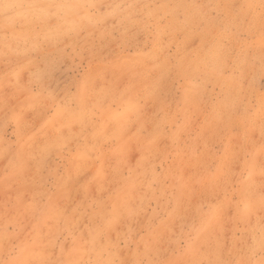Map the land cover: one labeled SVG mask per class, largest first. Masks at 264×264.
<instances>
[{"label": "rangeland", "instance_id": "rangeland-1", "mask_svg": "<svg viewBox=\"0 0 264 264\" xmlns=\"http://www.w3.org/2000/svg\"><path fill=\"white\" fill-rule=\"evenodd\" d=\"M102 1L100 0V2L98 1L96 4L97 6H100V3L102 2L103 5L101 3V6H104L103 8L101 6H98L99 8L92 6L89 3L85 5V9H88L90 13L89 15L93 18H101L102 22L89 25L87 29H83L75 35L69 33L70 37H72V41H85L88 39L87 43L86 41L84 43L87 47L81 43L79 44V47L81 46V50L73 51L71 47L67 45V37L65 39L60 37L57 39L60 40L57 43L56 40L55 42L46 43L43 42L42 39L37 40L36 43L32 41L23 42L22 40L16 39L14 36L12 37V30H15V32H17L16 34H19L18 31L21 26V22L24 19H27L30 12H20L17 14L16 6H13L11 11L13 17L7 18L2 11L4 3L0 0V23L6 21L10 28L3 29L0 24V264H71L73 262H75L73 264H104V261L108 256L110 264H117L120 258L122 259V264H135L138 255V264H165V260H168L171 255L181 253L192 240L193 233L189 229L188 223L193 218V216L189 214L193 204L190 205L191 207L189 204L199 199L197 197L199 194H197V191H194L196 187H191L193 192H195V196L192 195L193 197H191L190 200H186L185 198V201H183L182 199V203L188 205L189 207L179 213L178 221L176 220L169 223L167 216L170 214L169 210H171L172 206L171 196L173 197L175 195L176 184H173L169 181V179L164 178L166 175L165 172L168 170L169 166V170H171V174L174 176H172L174 181L177 180L180 174L181 176L183 174L180 169H174V167H176L174 166L176 165V157L174 155L175 150L174 148H171L169 152L168 148H170V146L172 147V143H170L168 137L165 138L166 134H163V136H160L156 140V144L149 147L151 150H148L149 152L146 153V155L150 160L148 161L147 159L144 162L142 161V164L145 165V167L150 165V167L146 168L147 170H154L151 171L158 174V177L161 178L158 179L159 181L152 180L150 172L147 173L148 171L146 169H144V175L142 177L140 176L142 175V172L138 173L135 166L132 165H136V161L134 163V160L140 162V158L145 157V152H143L146 150L144 148V142L147 141L150 125L149 127L146 126V129L143 124H151L152 122L150 121H156L154 118L161 119L164 114L163 112H166L164 115L171 118L172 120L170 121L172 123H166L163 125L164 133H170L171 129L183 124V127L179 131V134H181V131L183 130V134L180 135L182 137L181 142H184L183 146L181 143H177L179 146L181 145L180 148H182L180 149V152L184 155L183 158L185 159V162L181 165V168L185 171L184 173L191 176L194 170L197 171L194 172L197 175L198 172L201 173L202 170L211 172L216 166V159L222 155V151L226 146L225 144L227 143L229 136H233L230 137V140L232 141H230L229 144L230 150H238L241 144L238 143V136L240 135L238 132L239 130H236L238 127L237 125L235 126L236 123L234 122V120L237 119L236 117L231 119L233 123H230V128L225 127V130L227 131H224L223 126V129L221 126L216 128L217 130L215 133H220H217V135L213 133L215 127H213L212 124L209 125L208 121H210L211 114L209 112L210 109L208 108L211 106L210 102L212 104L215 103L217 98L219 99L222 97V93H220L218 83H215L212 79L206 80L204 78V74L197 70L198 63L204 59H202V57H204L207 52L209 53L211 47L216 43L217 46H222L220 49L221 51L224 50L223 53L226 52L224 54L222 53L225 57L223 60V68L221 69L223 72L222 74H224L225 77L228 75L236 76L239 74V70L247 69L245 73L243 72L242 76L244 77L241 76L240 80L243 79L241 83L244 84L245 88L250 90V92L246 90L247 95L249 94V96H247L248 99L246 97L244 98V102L246 100L248 101L246 102V105L249 103L247 106H249L250 110L253 101L255 102V99L253 98H256V95L264 94V0H170V2L174 1L173 3L175 4L176 2H181L180 9L183 5V13L188 11L187 13H184L186 15L188 14L187 16L182 13V10L179 9L177 11L178 13L180 11L181 12L179 13L180 15L177 13V18L180 21L178 24L179 30L177 29V32L175 33V39L177 37L176 42H178L176 47L183 46V56L185 62L190 60L185 63V67L188 65V67H186V69L188 68L186 77H189L184 78V76L180 77V79L173 78L171 76L164 79L157 74L156 76H153L154 74L152 72H147L149 71V66H147L146 71L143 69L140 71L137 59L140 55V51L141 53H146L149 50L151 36L147 33V29L146 31H142L140 29L138 30L136 26L129 25L128 27L127 24L122 23L121 25L117 21L119 18H127L129 14L128 8L132 3H134L135 6L138 3V7H136L137 10L135 9L136 11L133 14L134 18L140 22L144 21L145 18L143 17L144 15L142 16L143 13H141L142 11L140 10V7H145L146 5L149 8L152 6L151 9H153L158 6L157 2L159 3V0H148L151 1L150 5H148L149 3L147 0H145L147 3L143 0H115L116 2L114 0ZM110 1H113V3H110ZM123 1H125V3ZM109 4L113 5L109 6ZM112 6L117 8L116 12H112V10L107 9H110ZM199 9L201 10L200 12ZM137 11L138 13L140 12V14H138ZM9 15L10 9H8V16ZM170 18L171 17H166L167 21H169ZM107 21L109 22V25H107ZM18 22L20 23L18 24ZM125 25H127L126 30L122 28ZM38 28L39 27L35 28L36 31H39ZM102 29H104L106 35L100 43L99 41H96V37H98V32ZM119 29L121 30L118 31ZM141 31L142 33H140ZM125 33H127V35H125ZM143 34L145 37L142 36ZM185 34L189 35L188 39ZM126 37H129L128 41L130 44L126 42ZM135 37L137 41H135ZM165 38L168 41L169 38L165 36L164 41ZM5 39L7 41L13 40V42H8L7 44ZM132 39L133 43L131 41ZM146 39L149 41L147 42ZM181 40L184 45H182ZM222 40L223 42H221ZM227 40H229V42ZM2 41H5V45L2 44ZM140 41H143L142 44L144 45H141ZM179 42H181V44ZM10 44L13 46L11 45L10 47ZM228 44L230 47H228ZM170 45L165 47L167 52L166 57L168 58L170 65H173L175 62V45ZM83 46L84 48H82ZM144 46L146 47L145 50ZM91 50H93L92 52H95V54L90 55L89 52ZM184 53L190 56L187 55V57ZM257 54H259V56ZM93 55L94 57H92ZM261 55L263 56L262 58L260 57ZM123 57L126 58L123 59ZM259 57L261 59H259ZM195 58L196 60H194ZM248 58L249 60L247 61ZM126 59H134L135 63H133L134 61L131 62V60L128 62ZM88 61L90 63H88ZM205 61L206 60H204V62ZM117 62L120 64L114 66ZM194 63L197 65L195 66ZM239 63L241 65H239ZM133 64L134 67H132ZM246 64H248V66ZM102 65H104V69L100 70ZM254 65L255 67H253ZM110 66L111 68H109ZM113 66L117 68L115 69ZM136 66L137 68H135ZM249 66H251V68ZM245 67L247 68L245 69ZM112 68L113 70L118 71L115 73ZM191 68L192 70H189ZM27 71L28 73H26ZM261 73H263V75ZM140 75H142L143 78ZM151 76L153 78H151ZM193 76H195L198 81L195 77L192 78ZM156 77L164 81L160 82L158 86L157 84L152 86L150 91V85L148 86V83L150 82L149 79H154L156 82ZM25 78L28 80H25ZM205 80L206 82L202 84ZM179 81L181 82L178 83ZM132 85L135 87L131 90H127V88ZM184 85L186 88L188 86L191 89H196V92H193L189 100L185 102L184 112L186 116L185 114L180 115L178 113H174L177 112L175 107H181L179 102L182 101V98H184L182 96V93L186 90ZM144 88L146 89L144 90ZM208 90L209 92H207ZM129 95L131 111L122 115V107L124 106L123 103L126 102ZM131 96L134 100L131 99ZM204 97L206 101L205 99L201 100ZM173 103L175 104L173 105ZM177 104L179 106H175ZM254 104L255 103H253V105ZM203 106L206 107L204 108ZM186 108L190 110H186ZM141 109L144 111H141ZM162 109H164V111ZM238 109L239 107L236 111H234L235 116L242 111L241 107L239 111ZM149 115L151 120H148L149 117L147 116ZM110 116H124L121 121L122 124L119 126V128L121 127L123 129L124 135H121L120 133L115 134V130L111 127V124L108 121ZM139 119L144 120L145 123L142 122L139 126ZM186 123L189 125L188 128ZM192 126L193 128L191 130ZM184 127H186L189 131L184 129ZM200 127L201 130H199ZM230 130L232 132H230ZM209 132H211L210 135ZM258 132V129L248 132L247 138L250 140L247 139V142H243L242 149L238 154L239 159L237 158L238 156H236L234 159L228 160V166L231 168L232 180L229 177L227 178L225 190L230 186L228 192L226 193L232 196V200L234 198L233 201L236 200L235 195H233L237 188L235 178L242 172V164L240 163H243L244 161L248 162L252 151L254 150L253 148L261 146V143H259L261 138L260 135H257ZM99 133H103V135H99ZM135 133L142 138V146L136 147V143L132 141L135 144L130 143L122 148L121 151L126 152V155H120L118 159L123 158L124 161L118 160L114 154H109L111 151L113 152L114 149L119 148L122 143L131 138ZM221 133H223V136ZM221 136L226 138L224 139ZM235 136L236 140H234ZM240 137L242 138V136ZM167 139L169 143H167V141L166 143H163V140ZM204 139L207 142L203 145L205 141ZM195 140H197V143L194 145L192 156L196 158H188L186 157L188 156L186 148ZM67 141L69 143H67ZM210 141H214L217 144ZM159 144L161 146H159ZM165 144H169L170 146ZM197 144H199L200 147ZM251 144L256 146H251ZM243 147L245 148L243 149ZM248 147L250 148L248 149ZM140 151H142L144 155ZM150 151L154 154H150ZM200 151L203 153L201 152L202 154H200ZM209 151L212 153L210 154L211 159L208 157ZM138 152L139 154L142 153L140 154L141 156L138 155ZM103 154H106L107 156L103 158ZM149 154L151 156H149ZM241 157L242 159H240ZM109 158H113V160ZM197 158L200 159L198 160ZM115 159H117V161H115ZM127 159L128 161H125ZM155 159L157 161L156 163ZM194 160L196 161L194 162ZM197 160L199 161V167L196 166L198 165ZM204 160L206 161L205 163ZM146 161H148L147 165L145 164ZM139 162H137V164ZM186 162L187 164L185 165ZM232 163L235 165L234 167ZM254 164L262 167L264 166V160H261V158L256 159ZM165 165L167 166L164 169ZM200 166L202 169H200ZM197 168L199 170H197ZM161 169H164L165 171L163 172ZM145 170L147 171V175L145 174ZM190 170L191 172L189 173ZM136 173L138 174L137 177H140H136L134 180V182L136 181V184L134 183L133 186L135 188L134 192L136 191L135 193H138L137 195L140 196H137V198L142 199H137L135 196L136 194L134 197L138 202H141L139 203L140 207L138 206L137 210L132 213H126L125 216L118 222V225L114 227L113 231L107 233L106 230H102L99 233V235H101L97 238V241L100 239L101 242H104L105 239V247H107V251L101 250L96 244L89 243L87 236L84 234L85 229L89 226V224L92 226V222L94 225L96 223L98 225L101 224V220L97 216V204L102 203L109 205V202L106 201L109 193L113 192L114 189V185L112 182L110 183L112 178L114 179L116 186L120 187L121 182L124 183L129 181ZM149 176L151 177L148 178ZM143 178L146 179L144 180ZM144 181L149 184L148 187L143 184ZM232 181L233 184H231ZM137 182L143 184L142 190L140 189L142 184H138ZM227 182L230 185H227L226 188ZM156 185H158L157 188ZM160 187H162V189ZM149 189L152 192L157 190L155 192L156 195H158L160 190L164 192L163 197L159 198L160 200L157 198L160 201L159 203L156 198L147 195L150 193ZM214 191L219 192L220 189H214L211 192L212 197L210 196L211 193H209L208 199L211 200V203L217 202V200L220 201L224 195V192L222 191L219 193V197L217 194L218 192L216 193ZM216 194L217 197H213L216 196ZM195 197L197 198L195 199ZM215 198L217 199L214 200ZM84 204L86 206V210H83ZM203 208L206 209L204 205ZM230 209L232 210V205L229 207V210ZM86 211L87 213H91V217L85 215ZM232 212L233 210L231 213ZM256 217L257 213L251 214L249 219L245 222L246 227L250 225V223L252 224L255 220L257 221ZM162 221L165 222V226L160 231V237L153 243L155 244L158 242L156 244L157 247L163 250L164 253L160 252L155 246L150 252V262H148V258L146 256H141V250L137 246L138 241L135 242V240H143L147 233V227L150 226L155 229ZM224 223V229H222L223 231L221 233L225 234H220L219 237L218 235H214L216 238L210 237L207 242L208 245H212L213 238L220 240L226 238V233L228 234L226 228L229 230L228 227H230V224L227 222ZM72 224L75 225L72 226L73 228L71 227ZM70 227L72 229H70ZM229 232V237L234 235L235 240H241V233L243 232L241 224H237V228ZM111 233H117L119 236L114 239L111 236ZM221 235L225 236L222 237ZM108 240H110L109 245H107ZM248 241H250V239H248ZM226 244L224 245L225 248H223L225 253L227 252L226 249H228V243ZM200 246H202L201 248H205V245ZM69 249L72 250L70 251L72 253L69 252ZM201 250L204 251L203 249ZM59 254L60 256L58 258ZM71 256L76 259H69ZM55 257L57 258V261ZM181 264H186V261L181 262Z\"/></svg>", "mask_w": 264, "mask_h": 264}, {"label": "bare ground", "instance_id": "bare-ground-1", "mask_svg": "<svg viewBox=\"0 0 264 264\" xmlns=\"http://www.w3.org/2000/svg\"><path fill=\"white\" fill-rule=\"evenodd\" d=\"M3 3H4V7H3V14L7 16V18H12L13 15L11 13L12 9H13V6H16L17 8V14H19L20 12H30L29 13V16L27 17V19H24L22 22H21V26L19 28V34H16L17 32H15V30H12V37L14 36L16 39H19V40H22L23 42H29V41H32L34 43L37 42V40H41L43 42H46V43H51V42H55L56 40V43L60 40H57L59 39L60 37H62V39H65L67 37L66 40H68V43L67 45L69 47H71V49L73 51H76V50H81L80 47H79V44H83L85 45V41L87 43V40L86 39L85 41H75L73 40L72 41V37H70V34L69 33H72L73 35H75L76 33L80 32L81 30L83 29H87V27L89 25H92V24H96L97 22L101 23L102 22V19L101 18H93L91 17V15H89V11L88 9H85V5L86 4H90L92 6H97V2L100 0H1ZM102 1V0H101ZM107 1V0H106ZM115 1V0H114ZM126 1V0H125ZM125 1H123L125 3ZM131 1V0H129ZM134 1H138V0H134ZM144 2L147 3V1L143 0ZM154 1V0H153ZM1 2V3H2ZM103 2V1H102ZM101 2V3H102ZM116 2V1H115ZM114 2V3H115ZM143 2V3H144ZM156 2V1H155ZM172 2V1H171ZM170 0H159V3L157 2L158 6L151 9L152 6L149 8L145 5V7L141 6L140 7V11L142 14V16L145 18L144 21H137L135 18H134V12L137 10L136 6L134 5V3H132L130 5V7L128 8V16L126 19H122V18H119V20H117L121 25L122 23L124 24H127L128 27L129 25L131 26H136L137 29L139 30H142V31H146L147 29V33L151 36V39H150V48L149 50L146 52V53H141L140 51V55L138 56V59L137 61L139 62V70L141 71L142 69L143 70H147V66H149V71L147 72H152L153 76H156L159 75L161 77H163L164 79L165 78H168V76H171L173 78H179L180 77H184V78H188L189 76L186 77V72H187V69L186 67H188V65L185 67V63L189 62L188 60L185 62V59H184V56H183V46H177L176 47V44H178V42H176V39H175V33L177 32V29L179 30V21L178 18H177V15L181 12H177L180 7H181V2L180 3H171ZM101 3H100V6H101ZM110 3H113V1ZM121 3V2H120ZM142 3V2H141ZM140 3V5H141ZM145 3V4H146ZM148 5H150L151 1H148ZM153 3V2H152ZM183 3V2H182ZM96 4V5H95ZM105 4V3H104ZM118 4V3H117ZM1 5V4H0ZM6 5H9L10 7H6ZM103 5V3H102ZM113 5V4H111ZM109 4V6H111ZM139 5V6H140ZM152 5V4H151ZM99 6V7H100ZM108 6V7H109ZM135 6V7H134ZM98 7V8H99ZM102 8L104 6H101ZM113 7V8H112ZM109 8H107L108 10H112V12H116L117 8L115 6H112ZM183 5H182V8L180 10L183 9ZM112 8V9H111ZM8 9H10V15L8 16ZM107 9H104V10H107ZM123 9V8H122ZM136 9V10H135ZM188 9V8H187ZM121 10V9H119ZM124 11V10H123ZM137 11V13H138ZM201 10L199 9V12ZM105 12H108V11H105ZM111 12V13H112ZM122 12V11H121ZM140 12L138 14H140ZM186 12V11H185ZM184 12V13H185ZM188 12V11H187ZM186 12V13H187ZM193 12V11H192ZM197 12V11H196ZM178 13V14H177ZM182 13H183V10H182ZM183 13V14H184ZM203 13V12H202ZM127 14V13H126ZM136 14V13H135ZM191 14V13H189ZM196 14V13H195ZM200 14V13H199ZM124 15V14H123ZM122 15V16H123ZM180 15V14H179ZM185 16H187L186 14H184ZM193 15V14H192ZM140 16V15H139ZM199 16V15H198ZM121 17V16H120ZM141 17V16H140ZM166 17H171L169 21H167ZM183 17V16H182ZM115 18V17H114ZM125 18V17H124ZM137 18V16H136ZM204 18V17H203ZM202 18V19H203ZM116 19V18H115ZM118 19V18H117ZM228 19V18H227ZM226 19V20H227ZM110 20V19H109ZM113 20V18H112ZM141 20V19H140ZM143 20V19H142ZM146 20V21H145ZM209 20V19H208ZM220 20V19H219ZM225 20V19H224ZM184 21V20H183ZM18 22V24L20 23ZM108 22V21H107ZM117 22V23H118ZM217 22V21H215ZM104 23V22H103ZM102 23V24H103ZM116 23V22H114ZM183 23V22H182ZM185 23V21H184ZM211 23V22H210ZM1 27L3 29H10L9 28V24L6 22V21H3L2 23H0ZM16 24V23H15ZM100 24V25H102ZM107 24V23H106ZM119 24V25H120ZM189 24V23H188ZM196 24V23H195ZM199 24V23H198ZM215 24V23H214ZM213 24V25H214ZM17 25V24H16ZM105 25V23H104ZM109 25V22L108 24ZM110 25H111V22H110ZM125 25L124 27H122L123 29L126 30V26ZM148 25V26H147ZM98 26V25H97ZM103 26V25H102ZM195 26V25H194ZM220 26V25H219ZM36 27H39V31H36ZM107 27V26H106ZM105 27V28H106ZM115 27V26H114ZM127 27V28H128ZM188 27V26H187ZM186 27V28H187ZM198 27V26H196ZM203 27V26H201ZM109 28V27H108ZM107 28V29H108ZM116 28V27H115ZM120 28V27H119ZM220 28V27H219ZM113 29V28H112ZM191 29V28H190ZM89 30V29H88ZM111 30V29H110ZM121 29H119L118 31H120ZM187 30V29H186ZM185 30V31H186ZM201 30V29H200ZM227 30V29H226ZM142 31L140 33H142ZM199 31V30H197ZM214 31V29H213ZM220 31V29H219ZM85 32V31H84ZM92 32V31H91ZM94 32V31H93ZM183 32V31H182ZM215 32V31H214ZM2 33V32H1ZM96 33V32H95ZM139 33V34H140ZM145 33V32H144ZM189 33V32H188ZM213 33V32H212ZM221 33V32H220ZM228 33V32H227ZM11 34V33H10ZM94 34V33H93ZM178 34V33H177ZM190 34V33H189ZM218 34V33H217ZM216 34V35H217ZM18 35V36H17ZM105 31L104 29H102L101 31L98 32V37L96 41H102V39L104 38L105 36ZM125 35H127V33H125ZM187 35V34H185ZM184 35V36H185ZM207 35V34H206ZM229 35V34H228ZM144 36V34L142 35ZM167 36L168 41L167 39L165 38V41H164V37ZM188 36L187 35V39H188ZM64 37V38H63ZM86 37V36H85ZM89 37V36H87ZM125 37V36H124ZM145 37V36H144ZM208 37V36H207ZM218 37V36H217ZM3 38V37H2ZM107 38V37H106ZM147 38V36H146ZM183 38V37H182ZM186 38V37H185ZM228 38V37H227ZM15 39V41H16ZM61 39V40H62ZM84 39V38H83ZM136 39V37H135ZM6 40V39H5ZM129 40V37H126V42H128L130 44V42L128 41ZM145 40V39H144ZM143 40V41H144ZM147 40V39H146ZM179 40V39H178ZM7 41V40H6ZM104 41V40H103ZM110 41V40H109ZM132 43H133V39L131 40ZM137 41V39L135 40ZM134 41V42H135ZM142 41V42H143ZM149 40H147L148 42ZM189 41V40H188ZM204 41V40H203ZM216 41V40H215ZM225 41V40H224ZM229 42V40H227ZM13 42V40H9L7 41L6 43L8 44ZM105 42V41H104ZM141 42V41H140ZM141 42V45H144L142 44ZM182 42V40H181ZM181 42H179L181 44ZM223 42V40L221 41ZM20 43V42H19ZM22 43V42H21ZM91 43V42H90ZM88 43V44H90ZM101 43V42H100ZM131 43V44H132ZM137 43V42H136ZM135 43V44H136ZM139 43V42H138ZM204 43V42H203ZM202 43V44H203ZM2 44L5 45V41H2ZM14 44V43H13ZM28 44V43H27ZM55 44V43H54ZM105 44V43H104ZM170 44H174L175 45V62L173 65H170V62L168 60V58L166 57V50H165V47H167V45H170ZM179 44V45H180ZM205 44V43H204ZM208 44V43H207ZM214 44V43H213ZM12 44H10V47H11ZM43 45V44H42ZM50 45V44H49ZM97 45V44H96ZM101 45V44H100ZM120 45V44H119ZM134 45V44H133ZM132 45V46H133ZM137 45V44H136ZM140 45V46H141ZM149 45V44H148ZM182 45L183 42H182ZM221 45V44H220ZM223 45V44H222ZM13 46V45H12ZM51 46V45H50ZM86 46V45H85ZM103 46V45H102ZM139 46V47H140ZM146 46V45H145ZM144 46V47H145ZM171 46V45H170ZM169 46V47H170ZM7 47V46H5ZM79 47V48H78ZM87 47V46H86ZM95 47V46H94ZM99 47V46H98ZM97 47V48H98ZM101 47V46H100ZM142 47V46H141ZM222 47V46H221ZM221 47H219V45L217 46L216 43L214 44V46L211 47V49L209 50V53L207 52V54H205L204 57H202L203 61H198V66H197V70L201 71V73L204 74V78L207 80V79H212L215 83H218V88H220V93H222V97H220L218 100L216 99V102L215 103H211V106L209 110L211 116H210V121L209 122V125L212 124L213 127H215V130H214V134L217 135L216 132V128H219L221 126H223L224 128V131H227L225 130V127L226 128H230V123L232 122V118L236 117L237 119L234 120V123L235 126L237 125L238 128H236V130L238 129L239 131V135L242 136V139L240 136L239 137V144L240 147L238 148V150H230L229 148V144H230V137H233V136H229L228 140H227V143L225 144L226 146L224 147L223 151H222V155L220 157H218L216 159V166L214 167V169L209 172L207 170H202V172H198V175L196 173H194L196 170L193 171V173L191 174V176H188L186 175L184 172V170L181 168V165L182 163L185 162V159L183 158L184 155L180 152V146L177 142L181 143L182 146H183V143L184 142H181L182 141V137L180 136L181 134H183V130L181 131V134H179V131L180 129L183 127V124L179 125V126H176L174 129H168L170 130V133L169 132H165L163 131V125H165L166 123L169 124V123H172L170 120H172L171 118H169L167 115H164L166 114V112H163V116L161 119H156L154 118V120L156 121H150L152 122L151 124H143L145 125V128L147 129L146 126L149 127L150 125V129H149V133H148V136H147V141L144 142V148L147 150H144L143 152H145V155L143 153V155L145 156L144 158L141 157L140 158V162L137 161V160H134V163L136 161V165H132V161L130 162L132 166H135L136 170L138 173H141L142 172V175H140L141 177L144 175V169L150 167L147 166L145 167V165L142 164V161L144 162L145 160H147L149 157H147L146 153H148L149 151L148 150H151L149 149V147H151L153 144H156L157 143V139L160 137V136H163V134H166V137H168L170 143H172V147L169 145V144H165V145H169L170 148L169 149V152H170V149L171 148H174L175 150V157H176V167H174V169H180L182 171V176L180 174V176L177 178L176 181L173 180V175L171 174V170H169V166H168V170L165 172V177L164 178H167L169 179V181L171 183H175V189H176V192L174 193L175 195L172 197L171 196V202H172V206H171V210H169L170 214L167 216V220L169 221V223L171 222H174V221H178L179 218H178V215L181 211H184V209H187V207H189L190 205H192V209L190 211V215L193 216V218L189 221L188 225H189V229L192 231L193 233V237H192V240L191 242L185 247V249L181 252V253H178L176 255H171L168 260H165L164 263L165 264H181V262H185L186 261V264H264V166L260 167L258 166L257 164L255 165L254 162L256 159H260L261 160H264V94L262 92L263 95H256V98H253L255 99V102L253 101V103H255L253 105H251V110L249 109V103H247L246 105V102H248L247 100L244 102V98L246 97L248 99L247 96H249V94L247 95V92H250V90H248L247 88H245L244 84L241 83V81L243 80H240L241 79V76L243 74V72L245 73V71L247 70L245 67L246 70H237L239 72L238 75L236 76H224V74H222L223 72L221 71V69L223 68V60H224V57L225 55H223V51H221ZM228 47L229 44H228ZM227 47V48H228ZM84 48V46L82 47ZM90 48V47H89ZM96 48V47H95ZM94 48V49H95ZM133 48V47H132ZM137 48V47H135ZM143 48V47H142ZM189 48V47H188ZM200 48V47H199ZM93 49V50H94ZM141 49V48H140ZM146 49V47L144 48V50ZM196 49V48H194ZM4 50V49H3ZM57 50V49H56ZM89 50V49H88ZM93 50H91L89 52V54H95V52H92ZM142 50V49H141ZM227 50V49H226ZM230 50V49H229ZM263 50V49H262ZM203 51H204V48H203ZM202 51V52H203ZM4 52V51H3ZM44 52V51H43ZM59 52V51H58ZM107 52V51H106ZM115 52V50H114ZM118 52V51H117ZM194 52V51H193ZM200 52V53H202ZM263 52V51H262ZM6 53V52H5ZM82 53V52H80ZM195 53V52H194ZM205 53V52H204ZM223 53V54H222ZM49 54V53H47ZM46 54V55H47ZM110 54V53H109ZM112 54V53H111ZM185 54V53H184ZM238 54H241V53H238ZM237 54V55H238ZM260 54V53H259ZM259 54H257L259 56ZM106 55V54H105ZM114 55V54H113ZM186 55V54H185ZM188 55V54H187ZM186 55V56H187ZM200 55V54H199ZM229 55V54H228ZM190 56V55H188ZM187 56V57H188ZM239 56V55H238ZM264 56V54H263ZM262 55L260 56L261 58L263 57ZM94 57V55L92 56ZM229 57V56H228ZM259 57V59H261ZM86 58H89V57H86ZM98 58V57H97ZM109 58V57H108ZM126 57H123V59H125ZM193 58V57H192ZM191 58V59H192ZM200 58V57H199ZM239 58V57H238ZM247 58V57H246ZM257 58V57H256ZM91 59V58H89ZM103 59V58H102ZM111 59V58H110ZM122 59V60H123ZM245 59V58H244ZM253 59V57H252ZM255 59V57H254ZM96 60V59H95ZM121 60V61H122ZM131 59H126V61L130 62ZM196 60V58L194 59ZM204 60H206L204 62ZM228 60V59H227ZM249 60V58L247 59V61ZM257 61V59H255ZM254 60V61H255ZM264 60V59H263ZM120 61V62H121ZM134 59L131 60V62H133ZM238 61V60H237ZM235 61V62H237ZM259 61V60H258ZM261 61V60H260ZM95 62V61H94ZM225 62H226V59H225ZM242 62V61H241ZM253 62V61H252ZM263 62V61H261ZM50 63V62H49ZM88 63H90L88 61ZM92 63H93V60H92ZM91 63V65H92ZM135 63V61L133 62ZM197 63V62H196ZM196 63L195 66L197 65ZM247 63V62H246ZM257 63V62H256ZM264 63V62H263ZM1 64V62H0ZM95 64V63H94ZM120 64L119 62H117V64L115 63L114 66ZM189 64V63H188ZM249 64V63H248ZM248 64H246L248 66ZM251 64V63H250ZM16 65V63H15ZM96 65V64H95ZM238 65V64H237ZM239 65H241L239 63ZM258 65V64H257ZM260 65V63H259ZM113 66V67H114ZM123 66V65H122ZM138 66V64H137ZM137 66L135 68H137ZM192 66V65H191ZM194 66V65H193ZM264 66V65H263ZM89 67V66H88ZM126 67V66H124ZM128 67V66H127ZM134 67V64L133 66ZM152 67V68H151ZM238 67V66H236ZM251 68V66H249ZM255 67V65L253 66ZM260 67V66H258ZM2 68V67H1ZM37 68V67H36ZM111 68V66L109 67ZM115 68V67H114ZM117 68V67H116ZM115 68V69H116ZM122 68V67H121ZM190 68V66H189ZM193 68V67H192ZM189 69V70H192ZM263 68V67H262ZM3 69V68H2ZM35 69V68H34ZM89 69V68H88ZM104 69V65L101 66L100 70ZM261 69V68H259ZM31 70V69H29ZM51 70V68H50ZM113 70V68H112ZM188 70V71H189ZM115 71H118V70H113V72ZM251 71V70H250ZM193 72V71H191ZM264 72V71H263ZM28 73V71L26 72ZM30 73V71H29ZM149 73V75H150ZM198 73V72H196ZM24 74V73H23ZM192 74V73H191ZM236 74V73H235ZM263 75V73H261ZM9 75V74H8ZM125 75V74H124ZM148 75V74H147ZM201 75V74H200ZM199 75V76H200ZM260 75V74H259ZM25 76V75H24ZM142 77V75H140ZM34 77V76H33ZM195 76H193L192 78H194ZM202 77V76H201ZM200 77V79H201ZM244 77V76H242ZM31 78V77H30ZM143 78V77H142ZM150 78V77H149ZM147 78V79H149ZM151 78H153L151 76ZM183 78V79H184ZM20 79V78H19ZM125 79V78H123ZM170 79V78H169ZM168 79V80H169ZM172 79V78H171ZM182 79V78H181ZM196 79V77H195ZM199 79V80H200ZM25 80H28L25 78ZM126 80V79H125ZM150 82L148 83V86L150 85L149 87V90L152 86L156 85L158 86V84H160V82L164 81L162 79H159L156 77V82L154 79H149ZM193 80V79H192ZM197 80V79H196ZM203 81L202 84H204ZM138 81V80H137ZM177 81V80H176ZM182 81V80H181ZM181 81H179L178 83H180ZM198 81V80H197ZM11 82H12V79H11ZM27 82V81H26ZM140 82V81H139ZM183 82V81H182ZM200 83V82H199ZM212 83V82H210ZM214 83V85H215ZM24 84V83H23ZM26 84V83H25ZM98 84V83H97ZM164 84V83H162ZM207 84V83H206ZM205 84V85H206ZM106 85V83H105ZM180 85V84H179ZM182 85V84H181ZM208 85V84H207ZM213 85V84H212ZM88 86V85H87ZM147 86V87H148ZM202 86V85H201ZM91 87V85H90ZM135 87V86H134ZM133 85L128 87L127 90H131L134 88ZM146 87V86H145ZM165 87V86H164ZM163 87V88H164ZM167 87V86H166ZM181 87V86H180ZM185 87V85H184ZM212 87V86H211ZM95 88V86H94ZM186 88V87H185ZM124 89V88H123ZM146 88H144L145 90ZM157 89V88H156ZM208 89V88H207ZM96 90V89H95ZM182 90V89H181ZM196 90V89H195ZM194 89H191L190 87L187 86L186 90H184V94L182 93V96L184 98H182L179 103L181 104V107H175L176 111L177 112H174V113H178L180 115H183L185 114L184 112V108H185V102H187L189 100V98L192 96L193 92H196ZM263 90V89H262ZM123 91V90H122ZM151 91V90H150ZM156 91H159V90H156ZM155 91V92H156ZM183 91V90H182ZM202 91V90H201ZM200 91V92H201ZM204 91V90H203ZM219 91V90H218ZM4 92V91H3ZM154 92V91H153ZM198 92V91H197ZM199 92V94H200ZM209 92V90L207 91ZM261 92V91H260ZM118 93V92H117ZM142 93V92H141ZM140 93V95H141ZM144 93V92H143ZM94 94V93H92ZM147 94V93H146ZM195 94V93H194ZM261 94V93H259ZM135 95V94H134ZM144 95V94H143ZM56 96V95H55ZM201 96V94H200ZM212 96V95H211ZM220 96V95H219ZM218 96V97H219ZM254 96V95H253ZM96 97V95H95ZM98 97V96H97ZM129 97V98H128ZM127 97L126 99V102L123 103V107H122V115L128 113L131 111V103H130V95ZM140 97V96H139ZM217 97V96H216ZM136 98V96H135ZM200 98V97H199ZM214 98V97H213ZM65 99V97H64ZM131 99L132 96H131ZM137 99V98H136ZM198 99V98H197ZM205 97L201 100H204ZM251 99V97H250ZM134 100V99H133ZM185 100V101H184ZM198 101V100H197ZM206 101V99H205ZM250 101V100H249ZM48 102V101H47ZM93 102V101H92ZM200 102V101H198ZM202 102V101H201ZM209 102V101H208ZM213 102V100H212ZM46 103V102H45ZM175 103H173L174 105ZM195 104V103H194ZM251 104V103H250ZM149 105H152V104H149ZM145 106V105H144ZM144 106H143V109H144ZM175 106H179L178 104L175 105ZM207 106V105H206ZM205 106V107H206ZM42 107V106H41ZM155 107V105H154ZM162 107V105H161ZM190 107V106H189ZM204 107V106H203ZM204 107V108H205ZM239 107L238 111L240 110V107H241V112L237 114V116L234 115V111L237 110V108ZM201 108V107H200ZM188 108H186L187 110ZM39 110V109H38ZM41 110V108H40ZM152 110V109H151ZM164 111V109H162ZM170 110V108H169ZM185 110V111H186ZM190 110V109H188ZM141 111H144L141 109ZM140 111V112H141ZM146 111V109H145ZM161 111V110H160ZM207 111V110H206ZM147 113V112H146ZM172 113V112H171ZM191 113V112H190ZM201 114V113H199ZM204 114V113H202ZM4 115V114H3ZM174 115V114H172ZM192 115V114H191ZM205 115V114H204ZM145 116V115H144ZM157 116V115H156ZM186 116V114H185ZM201 116V115H199ZM149 117L148 120L151 118L150 115L147 116ZM171 117V116H170ZM208 117V116H207ZM231 117V118H230ZM124 118V116H121V117H112L110 116L108 121L109 123L111 124V127H113V129L115 130V134H121V135H124L123 133V129L119 126H121V121L122 119ZM146 118V117H144ZM185 118V117H184ZM147 120V121H148ZM151 120V119H150ZM209 120V118H208ZM145 123L144 120L142 119H139V126L141 123ZM125 123V122H124ZM133 123V122H132ZM136 123H137V120H136ZM184 123V122H183ZM189 123V122H187ZM186 123V124H187ZM233 123V122H232ZM193 124V123H192ZM196 124V122H195ZM207 124V123H206ZM233 124V125H234ZM188 125V124H187ZM191 125V123H190ZM186 126V125H185ZM189 127V125L187 126V128ZM209 127V126H208ZM165 128V127H164ZM171 128V126H170ZM186 127H184V129H187ZM193 126L191 127V130H192ZM198 128V127H197ZM196 128V129H197ZM222 128V129H223ZM232 128V127H231ZM88 129V128H87ZM206 129V128H205ZM233 129V128H232ZM254 129H258L259 132L257 135H260V138L261 140H259L261 143V146H258L255 147L254 144H251V146L253 145L255 148H253L252 150V154L250 156V160L248 162H243V163H240L242 164V172L239 173L236 178H235V182L237 184V188H236V191L233 195H235L236 197V200H232V196H230V194H227L226 192H228V189L230 188V184H226V188H227V185L229 186L228 189L225 190V183H226V180L227 178L229 177L231 179V168L228 166V163H229V159L232 160L234 159L236 156H238L239 152L241 151L242 149V144L243 142H247L249 138H247V133L248 132H251L252 130ZM75 130V129H74ZM188 130V129H187ZM199 130H201V127L199 128ZM212 130V128H211ZM221 130V129H220ZM89 131V130H88ZM189 131V130H188ZM223 131V130H222ZM191 132V131H190ZM212 132V131H211ZM211 132H209V135L211 134ZM230 132H232L230 130ZM142 133V132H141ZM192 133V132H191ZM197 133V132H196ZM204 133V132H203ZM212 133V134H213ZM254 133V132H252ZM105 134V133H104ZM130 134V133H129ZM195 134V133H194ZM220 134V133H219ZM222 136H223V133H221ZM99 135H103V133H99ZM203 135V134H202ZM208 135V136H209ZM237 135V134H236ZM253 135V134H251ZM250 135V136H251ZM256 135V136H257ZM180 136V138H179ZM199 136V135H197ZM206 136V134H205ZM221 136V137H222ZM225 136H226V133H225ZM196 137V136H195ZM212 137V136H211ZM216 137V136H215ZM252 137V136H251ZM259 137V136H258ZM164 138V139H165ZM200 138V137H199ZM214 138V137H213ZM212 138V139H213ZM222 138H226V137H222ZM221 138V139H222ZM236 140V136L234 137ZM168 139L167 140H163V143L167 141L168 142ZM181 139V140H180ZM198 139V138H197ZM206 139V138H205ZM204 139V140H205ZM215 139V138H214ZM252 139V138H251ZM255 139H258V138H255ZM180 140V141H179ZM207 140V139H206ZM204 141L203 145L205 144V142L207 141ZM218 140V139H217ZM216 140V141H217ZM250 140V139H249ZM74 141V140H73ZM134 141L136 143V147H141L142 146V138L139 137V135L137 133L133 134V136L129 139H127L124 143L121 144V146L117 149H114L113 152L111 151L109 154L112 155L114 154L117 159L119 158L120 155H126V152H123L121 151L122 148H124L125 146H127L128 144L130 143H133L135 144ZM162 141V139H161ZM200 141V140H199ZM198 141V142H199ZM46 142V141H45ZM53 142V141H52ZM51 142V143H52ZM210 142H214V141H210ZM208 142V143H210ZM222 142V141H221ZM232 142V141H231ZM257 142V141H256ZM67 143H69L67 141ZM99 143V142H98ZM186 143V142H185ZM195 143H197V140H195L194 142H191V144L186 148V152H187V155L186 157L188 158H194V156H192V152L194 150V145H196ZM216 142H214L215 144ZM162 144V143H161ZM207 144V143H206ZM217 144V143H216ZM236 144V143H235ZM199 146V144H197ZM211 145V144H210ZM259 145V144H258ZM131 146V145H130ZM135 146V145H133ZM132 146V147H133ZM159 146H161L159 144ZM196 146V147H198ZM245 146V145H244ZM250 146V147H251ZM130 147V148H132ZM166 147V146H165ZM164 147V148H165ZM200 147V146H199ZM248 147V149L250 148ZM261 147V148H260ZM162 148V147H161ZM245 147H243L244 149ZM247 148V146H246ZM42 149V148H41ZM134 149V148H133ZM153 149L155 150V148L153 147ZM157 149V148H156ZM199 149V148H198ZM234 149V148H233ZM236 149V148H235ZM46 150V149H44ZM167 150V149H166ZM184 150V149H183ZM210 150V149H209ZM153 151V150H152ZM150 151L152 154L153 152ZM197 151V149H196ZM206 151V150H205ZM204 151V152H205ZM211 151V150H210ZM209 151V155L212 154L211 152ZM130 152V151H129ZM157 152V150H156ZM160 152V151H159ZM168 152V151H167ZM183 152V151H182ZM185 152V153H186ZM202 151H200V154ZM44 153V152H42ZM140 153V154H142ZM207 153V152H206ZM131 154V152H130ZM138 152V155L141 156ZM149 154V156H151ZM154 154V153H153ZM159 154V153H158ZM205 154V153H204ZM208 154V153H207ZM142 155V156H143ZM208 157H210L209 159H211V155ZM216 155V154H215ZM107 155L106 154H103V158L106 157ZM161 156V155H160ZM200 156V155H199ZM202 156V155H201ZM241 156V155H240ZM147 157V158H146ZM155 157V156H154ZM203 157V156H202ZM207 157V156H205ZM207 157V158H208ZM246 157V156H245ZM138 158V157H137ZM146 158V159H145ZM157 158V156H156ZM196 158V157H195ZM194 158V159H195ZM239 159V156L237 157ZM244 158V157H243ZM111 159V158H109ZM117 159H115V161H117ZM198 160L200 158H197ZM203 159V158H201ZM242 159V157L240 158ZM107 160V159H106ZM113 160V158L111 159ZM118 160H123L122 159H118ZM150 159H148L149 161ZM158 160V159H157ZM197 160V163L199 162ZM124 161V160H123ZM125 161H128L125 160ZM145 162V164L147 165V162ZM192 161V160H191ZM190 161V162H191ZM196 160H194L195 162ZM208 161V159H207ZM210 161V160H209ZM242 161V160H240ZM254 161V162H253ZM258 161V160H257ZM105 162H108V161H105ZM110 162V160H109ZM137 162H139L137 164ZM151 162V161H150ZM149 162V163H150ZM156 159H155V163H156ZM172 162V161H171ZM206 161L204 160V163ZM112 163V162H111ZM133 163V164H134ZM153 163V162H152ZM161 163V161H160ZM203 163V164H204ZM234 163V161H233ZM232 163V164H233ZM90 164V163H88ZM108 164V163H107ZM169 164V163H168ZM187 164V162L185 163V165ZM195 164V163H194ZM202 164V165H203ZM231 164V165H232ZM235 164V163H234ZM233 164V167L235 166ZM262 164V163H261ZM142 165V166H141ZM189 165V164H188ZM192 165V164H191ZM196 165V164H195ZM194 165V166H195ZM230 165V164H229ZM264 165V164H263ZM110 166V165H109ZM153 166V165H151ZM167 165L164 166V169ZM171 166V165H170ZM199 167V163L198 165H196ZM145 167V168H144ZM162 167V166H161ZM172 167V166H171ZM190 168V167H189ZM208 168V167H207ZM240 168V167H239ZM109 169V168H108ZM162 170L163 172L165 170ZM172 169V168H171ZM173 169V170H174ZM188 169V168H186ZM191 169V168H190ZM200 169L201 166H200ZM238 169V168H237ZM147 170V169H146ZM145 170V174L147 175V173L150 172V175L152 176H149L148 178H152V180H157L159 181L158 179H160L158 177V174H155L153 173L152 171L154 170ZM197 170H199L197 168ZM235 170V169H234ZM36 172V171H35ZM107 172V171H106ZM147 172V173H146ZM176 172V171H175ZM191 172V170L189 171V173ZM197 172V171H196ZM174 173V172H173ZM178 173V172H177ZM244 173V175H243ZM37 174V173H36ZM161 174V173H160ZM159 174V175H160ZM137 173L134 174V177L132 176L131 179L129 181H126L124 183L121 182V186L120 187H117L115 182H114V179L112 178V180L110 181V183L112 182V184L114 185V189H113V192L109 193L108 197H107V201L106 202H109V205H105V204H102V203H98L97 204V216L100 218L101 220V224L98 225L97 223L94 225L93 222H92V226L89 224V226L86 227L85 229V235L87 236V239L89 240V243L91 244H96L97 247L101 250H104V251H107V247L106 246V241L104 239V242H101L100 239L97 241V238L100 237L99 233L102 231V230H106L107 233L110 232V231H113L114 230V227L116 225H118V222L125 216L126 213H132L134 211L137 210L138 206L140 207V204L141 203L140 201L138 202L136 200L137 196L140 197L139 195H137L134 190L135 188L133 187L134 186V180L135 178L137 177ZM138 176V177H140ZM162 176V175H161ZM173 176V177H172ZM178 176V175H177ZM261 176V177H259ZM137 177V178H138ZM33 178V177H32ZM147 178V176H146ZM145 178V179H146ZM144 179V178H143ZM144 179V180H145ZM166 179V180H167ZM141 180V179H140ZM165 180V181H166ZM232 180V179H231ZM108 181V180H107ZM164 181V182H165ZM229 181V180H228ZM194 182V183H192ZM230 182V181H229ZM120 183V182H119ZM118 183V184H119ZM138 183V182H137ZM146 183V184H145ZM106 184V183H105ZM136 184V183H135ZM138 184H142V183H138ZM137 184V186H138ZM144 185H146L147 187L149 186V184L144 181L143 183ZM143 184L141 185V190H142V186ZM159 184V182H158ZM165 184V183H164ZM163 184V186H164ZM231 184H233V181L231 182ZM166 185V184H165ZM158 185H156V188H157ZM191 187H196V189L194 190L195 192L197 191L199 195H197V197L199 199H197L196 201H194L193 203L186 205V204H183L182 203V199L183 201H185V198L186 200H190L191 197L195 196L193 192V190L191 189ZM111 188V187H110ZM162 189V187H160ZM168 188V187H167ZM137 189V188H136ZM214 189H220V191L217 193L218 196L220 197L219 193L220 192H224V195L223 197L221 198L220 201L217 200V202H214V203H211L208 198L209 196V193H211ZM145 190V189H144ZM143 190V191H144ZM147 190V189H146ZM231 190V189H230ZM73 191V190H72ZM157 191V190H156ZM154 190V192L150 191L149 189V195L150 197H154L156 198V200L158 201V203L160 202L159 198H162L163 197V191H159L158 195L155 194L156 192ZM165 191V190H164ZM96 192V191H95ZM146 192V191H145ZM148 192V190H147ZM213 192V193H214ZM136 194V195H135ZM142 194V193H141ZM140 194V195H141ZM146 194V193H145ZM217 194L216 196H213V197H217ZM232 194V193H231ZM98 195V194H97ZM102 195V194H100ZM134 195L136 196V198L134 197ZM144 195V193H143ZM141 195V196H143ZM146 195V197H147ZM193 195V196H192ZM212 195V193L210 194V196ZM94 197V196H93ZM167 197V196H166ZM195 197V199L197 198ZM212 197V196H211ZM153 198V199H154ZM159 200H158V199ZM137 199H140V198H137ZM142 199V198H141ZM140 199V200H141ZM193 199V200H195ZM217 198H215L214 200H216ZM219 199V198H218ZM190 202V201H189ZM213 202V201H212ZM105 203V202H104ZM186 203V202H185ZM188 203V202H187ZM122 204V206H121ZM71 205V204H70ZM160 205V204H159ZM203 205L204 207H206V209L203 208ZM232 205V210L233 212L231 213V209L229 210V207ZM108 206V207H106ZM124 206V208H123ZM161 206V205H160ZM122 207V208H121ZM169 207V206H168ZM191 207V206H190ZM124 209V211H123ZM83 210H86V206L84 204L83 206ZM124 212V213H123ZM257 213V221L255 220L252 224L250 223V225H248L246 227L245 225V222L249 219L250 215L251 214H256ZM159 214V213H158ZM85 215L91 217V213H87V211L85 212ZM252 217V216H251ZM255 217V216H254ZM79 222V221H78ZM224 222H227L230 224V227L229 230L226 228V230L228 231V234L226 233V238H223V239H214L216 238L214 235H219L222 234L221 232L223 231L222 229L223 228V225H225ZM251 222V221H250ZM223 223V224H222ZM114 224V225H113ZM237 224H241L242 226V230L243 232L241 233V240H235L234 239V235H232L231 237H229L230 235V232L229 231H232V230H235L237 228ZM69 226V225H68ZM72 226H75V225H71ZM113 226V228H112ZM165 226V222L162 221L158 224V226L153 229V227H150L148 226L147 227V233L146 235L144 236L145 238L143 240L141 239H137L135 240V242L138 241V244L137 246L140 248L141 250V256H146L148 259L147 261H149V255H150V252L154 249V247L156 246V248L164 253L163 250L159 249L157 247V243L156 242L155 244L153 243L154 241L157 240V238L160 237V231L161 229ZM70 227V229H72ZM75 228V227H74ZM68 229V228H67ZM74 230V229H73ZM76 230V229H75ZM225 230V231H226ZM78 231V230H77ZM75 232V231H74ZM225 234V233H223ZM222 234V235H223ZM221 235V236H222ZM228 235V236H227ZM111 236L115 239L117 236H119V234L117 233H111ZM225 236V235H224ZM222 236V237H224ZM210 237H214L213 238V242H212V245H208L207 242H208V239ZM86 238V237H85ZM84 238V239H85ZM86 239V240H87ZM248 239H250V241H248ZM51 242V241H50ZM75 242V241H74ZM97 242V243H96ZM6 243V242H5ZM49 243V242H48ZM110 243V240H108L107 242V245H109ZM228 243V246L226 249L227 252L225 253L224 249V245ZM50 245V244H49ZM200 245H205V248H201L202 246ZM227 245V244H226ZM60 246V245H59ZM32 247V246H31ZM66 247V246H65ZM20 248V247H19ZM60 248V247H59ZM201 249H203L204 251H202ZM68 250V249H67ZM20 251V250H18ZM60 251V249H59ZM65 251V250H64ZM63 251V252H64ZM72 251L69 249V252ZM61 252V251H60ZM67 252V251H66ZM59 253V252H58ZM72 253V252H70ZM57 254V253H56ZM57 256V255H56ZM60 254L58 255V258H59ZM49 257V256H48ZM66 258V257H65ZM75 258V257H73ZM72 256L71 260H73ZM56 261H57V258L55 257ZM68 259V260H69ZM76 259V258H75ZM60 260V259H59ZM62 260V259H61ZM69 260V261H71ZM78 260V259H77ZM55 261V262H56ZM64 261V260H63ZM66 261V260H65ZM68 261V262H69ZM138 261H139V255L135 261V264H138ZM14 263V262H13ZM67 263V262H65ZM75 263V262H73ZM71 263V264H73ZM103 263V262H102ZM12 264V263H10ZM15 264V263H14ZM68 264V263H67ZM70 264V263H69ZM104 264H110V259H109V256L105 259L104 261ZM117 264H122V259L120 258L118 263Z\"/></svg>", "mask_w": 264, "mask_h": 264}, {"label": "snow or ice", "instance_id": "snow-or-ice-1", "mask_svg": "<svg viewBox=\"0 0 264 264\" xmlns=\"http://www.w3.org/2000/svg\"><path fill=\"white\" fill-rule=\"evenodd\" d=\"M6 7H10L9 5H6Z\"/></svg>", "mask_w": 264, "mask_h": 264}]
</instances>
